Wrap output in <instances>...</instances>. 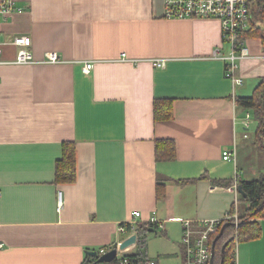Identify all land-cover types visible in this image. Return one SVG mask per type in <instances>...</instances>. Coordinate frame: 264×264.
Returning <instances> with one entry per match:
<instances>
[{"label": "crops", "instance_id": "crops-1", "mask_svg": "<svg viewBox=\"0 0 264 264\" xmlns=\"http://www.w3.org/2000/svg\"><path fill=\"white\" fill-rule=\"evenodd\" d=\"M15 1L22 11L2 30L30 35L38 62L0 65V264H89V251L123 238L121 224L154 215L165 228L151 224L148 239L162 234L158 250L183 264L184 222L226 218L238 181L253 179L256 147L237 99L264 78L262 41L247 39L235 86L213 58L223 47L216 19H168L165 0ZM4 49L14 60L16 47ZM48 52L61 62L43 63ZM162 99L173 102L169 121L154 118ZM159 140L174 143V159H157ZM64 142L76 145L77 179L58 184ZM258 221L262 236L237 245V264H264Z\"/></svg>", "mask_w": 264, "mask_h": 264}, {"label": "built area", "instance_id": "built-area-1", "mask_svg": "<svg viewBox=\"0 0 264 264\" xmlns=\"http://www.w3.org/2000/svg\"><path fill=\"white\" fill-rule=\"evenodd\" d=\"M165 17L168 19H216L221 23L223 47L214 50L213 58L225 62V76L231 80L235 86L244 84V80L237 72L240 62L251 56L247 39L242 38V33L251 27V4L252 0H165ZM22 11L18 8L15 0H0V65L2 64H35L38 62L32 50L33 40L30 35H15L7 39L2 30V21L11 14ZM11 44L16 47V57L14 60L5 61L3 59L5 46ZM224 45L226 47H224ZM227 51L224 52V49ZM43 63H59L61 58L57 52H48ZM166 60L157 59L154 65L163 68ZM94 67V63L88 62L84 71L89 73ZM251 120L250 113H247L244 125L249 127ZM247 137V136H246ZM235 152L228 149L223 150L225 161H231L235 158ZM238 186V185H237ZM236 189L238 191V187ZM62 193H59V206L62 204ZM140 213L135 214V218L140 217ZM235 219L239 223L238 214L229 213L222 220H203L199 222L198 228H195L193 221L184 222V232L182 238L183 264H210L212 259V236L220 231V227L226 220ZM150 223L165 228V222L158 220L154 215ZM119 233L123 238L114 246L101 248L98 254H104L114 248L118 250L116 264H159L155 258L137 260L130 257L135 250L136 245L127 250L119 249L121 243L133 235L138 237L137 223L121 224Z\"/></svg>", "mask_w": 264, "mask_h": 264}, {"label": "trees", "instance_id": "trees-1", "mask_svg": "<svg viewBox=\"0 0 264 264\" xmlns=\"http://www.w3.org/2000/svg\"><path fill=\"white\" fill-rule=\"evenodd\" d=\"M251 27L242 33L243 39L257 38L262 41L264 48V0H252ZM238 105L253 114L257 121L254 145L264 154V78L260 79L251 96L239 97ZM250 114V115H251ZM172 100H156L154 103V118L156 121H169L173 119ZM175 145L170 140H159L157 144V159H174ZM77 179L76 145L74 142H64L62 157L56 163L55 182L58 184L74 183ZM233 185V182H227ZM245 196L239 194V206L233 207L231 213L238 214L239 223L235 219L226 220L220 227L226 224L224 233L216 243L215 264H237V245L250 242L262 236V227L258 219H264V172L257 178L238 181ZM159 199L165 197L163 184L157 189ZM138 240L135 250L130 257L137 260L149 258L148 234L154 229L151 224H138ZM220 231L212 236L211 243ZM224 256L222 249L227 244ZM115 260L112 264H116Z\"/></svg>", "mask_w": 264, "mask_h": 264}, {"label": "rangeland", "instance_id": "rangeland-1", "mask_svg": "<svg viewBox=\"0 0 264 264\" xmlns=\"http://www.w3.org/2000/svg\"><path fill=\"white\" fill-rule=\"evenodd\" d=\"M256 128H257V121L255 120L253 114H251L250 125L248 127V132H247L249 134L248 143L254 142ZM249 162L252 164L253 169L255 171L252 174L251 178L259 177L264 172V154L259 150H257L256 148H254L250 153ZM157 233L158 235H154L152 241L148 239V249H147L148 255L150 257H157L158 255H160L162 257L161 258L162 264H178L180 260L176 258L175 253H168L166 255V252H160V250H158L160 249L159 240L163 237V235L160 234L159 232ZM176 253L178 254L179 252Z\"/></svg>", "mask_w": 264, "mask_h": 264}, {"label": "water", "instance_id": "water-1", "mask_svg": "<svg viewBox=\"0 0 264 264\" xmlns=\"http://www.w3.org/2000/svg\"><path fill=\"white\" fill-rule=\"evenodd\" d=\"M238 187V193L242 194L243 196H245L241 186H237ZM227 225L225 224L219 235L215 238L213 244H212V259H211V263L210 264H215V259H216V243L217 241L221 238V236L224 233L225 227ZM138 237L136 235L131 236L130 238L126 239L125 241H123L119 247V249L121 251L127 250L129 247L135 245L137 243ZM228 243L224 245L223 249H222V255L224 256L226 247H227ZM89 255V260L91 261L89 264H112L115 259L117 258L118 255V250L116 248L99 255L97 251H89L88 252Z\"/></svg>", "mask_w": 264, "mask_h": 264}]
</instances>
